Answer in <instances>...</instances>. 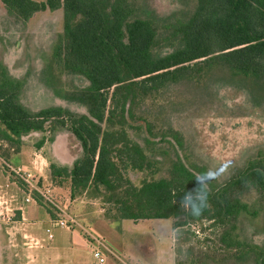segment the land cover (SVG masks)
<instances>
[{
    "label": "rangeland",
    "instance_id": "rangeland-1",
    "mask_svg": "<svg viewBox=\"0 0 264 264\" xmlns=\"http://www.w3.org/2000/svg\"><path fill=\"white\" fill-rule=\"evenodd\" d=\"M126 1L134 9L133 18L153 24L157 35L154 53L161 56L180 46V35L174 27L184 24L198 8V0ZM63 35V8H48L24 20L0 0V84L9 80L18 89L21 105L32 113L56 107L91 118L96 102L90 82L55 58ZM126 85L107 93L105 119L99 123L106 132L125 131L143 150L147 162L141 169L125 166L122 161L126 154L118 155L116 161L124 188L130 184L141 188L145 183L172 179L181 166L206 187L224 185L253 161L264 166L263 81L213 65L174 75L149 90ZM116 92L120 108L110 116ZM0 127L5 129L1 123ZM43 140L45 143L39 148ZM20 151L0 141V169L9 178L6 182H16L18 188L27 191L28 184L13 171L17 165L23 166L32 172V183L44 191L51 190L53 203L32 186V195L39 199L33 210L46 209L41 212L37 230L46 248L62 251L68 241L62 228H54V239H49L48 208L53 220H67L72 228L85 233L94 225L125 230L133 263L145 258L151 260L150 264H264V199L253 186H241L236 196L240 211L228 221L204 218L178 228L172 218L122 220L117 218L120 215L116 199L106 188L90 186L73 197L70 179L50 176L51 163L72 168L83 155L80 142L68 128L48 123L43 132L25 134ZM17 187L13 185V193L4 196L11 197L12 193L16 203L23 202L25 194ZM4 209L0 218V264H62L71 260L75 264L97 263L84 246L79 247L75 256L65 252L57 259L55 255L43 254L41 262L27 257L26 250H14L13 242L21 246L30 242L31 237L24 236L26 226L19 223V212ZM227 231L232 243L222 241Z\"/></svg>",
    "mask_w": 264,
    "mask_h": 264
},
{
    "label": "trees",
    "instance_id": "trees-1",
    "mask_svg": "<svg viewBox=\"0 0 264 264\" xmlns=\"http://www.w3.org/2000/svg\"><path fill=\"white\" fill-rule=\"evenodd\" d=\"M1 1L24 20L48 8H63L64 35L55 58L91 84L96 102L91 118L56 107L32 113L21 105L18 89L9 80L0 84V123L5 127H0V141L20 152L25 134L43 132L51 123L68 128L80 142L83 155L72 168L50 164L53 179H70L73 197L90 186L104 187L116 199L118 219L172 218L178 228L204 218L224 222L236 217L241 186H253L264 199V166L255 161L224 185L206 187L181 166L172 179L124 188L118 155L126 154L125 166L141 169L147 162L143 150L125 131L106 132L99 125L105 119L107 93L125 84L149 90L174 75L213 65L264 82V0H198L194 15L174 27L180 46L165 56L154 53L157 35L151 21L133 18L134 9L126 0ZM117 96H112L110 116L120 108ZM180 218L185 221L180 223ZM227 232L222 241L232 243Z\"/></svg>",
    "mask_w": 264,
    "mask_h": 264
},
{
    "label": "crops",
    "instance_id": "crops-1",
    "mask_svg": "<svg viewBox=\"0 0 264 264\" xmlns=\"http://www.w3.org/2000/svg\"><path fill=\"white\" fill-rule=\"evenodd\" d=\"M17 167H23V166L17 165L16 168ZM6 179L7 177H5L3 170L0 169V205H1L0 208L1 209L5 208L7 210H10L11 212L17 210V212H19L21 216V221L19 223L23 226H26L24 229L25 230L24 236L26 238L31 237L30 242H24L21 244V246L19 243L13 242L14 250H17L18 248L21 250V252L26 250L28 252V255L25 254L27 257H32L33 260H38L41 262L42 260L41 255L43 254L55 255L57 259H59V257H62L64 255L63 253L65 252H67L68 254H72V256L74 254L75 256L78 253V249L80 246H84L85 248H88L91 251V253L94 255V251L99 248L98 244L100 241L102 243V246H100V248L103 254L107 258L106 264H150L151 263V260H147L145 258L136 259L139 260V262L133 263V259L130 256L132 255L133 251L132 248L129 246L130 244L128 237L124 235V232L126 233L125 230L120 231V229L113 226H108L106 227V229H100L94 225L93 227L90 226L88 229H86L85 230L86 233H85L84 231L77 228H72L71 226L62 227L56 225L55 224L56 221L52 219L51 214L48 211H47L48 217L46 221L48 223L47 224L48 227H50L48 228L49 239L51 240L54 239V235L52 233V230L54 228H62L67 233L68 241H66L67 243L66 247L62 251L60 250V248H56V247L46 248V246L43 244V240L37 234V230L41 222V218H40L41 212L46 209L39 206L41 207L39 211L33 210V208L36 207L38 202L37 201L27 202L26 199L28 197V193L20 189V187L18 188L16 182H12V181L6 182ZM7 183H8V187L6 185ZM13 185H15L21 191H23V193L25 194V201L19 203L15 202L14 199L17 198L14 194H12L14 191ZM32 186L41 193H45L46 191H49L50 193L51 191L50 189L44 191L42 187L40 186L38 187V185L34 183H32ZM10 187L12 189H10ZM7 192L9 193L12 192L10 195H12L11 197H13V199H11L10 196L8 197H6V195L4 196V193ZM1 209H0V218H1V214L3 213L1 212ZM3 219H5V217ZM106 241L109 243L108 245H106ZM113 241H115V243ZM75 262H76L75 260H71L69 262L65 261L62 264H75ZM153 264H158V263L153 262Z\"/></svg>",
    "mask_w": 264,
    "mask_h": 264
},
{
    "label": "built area",
    "instance_id": "built-area-1",
    "mask_svg": "<svg viewBox=\"0 0 264 264\" xmlns=\"http://www.w3.org/2000/svg\"><path fill=\"white\" fill-rule=\"evenodd\" d=\"M13 171L17 174V176L20 179L24 180L28 184L29 189L27 188V191H26L28 193V197H27L26 201L27 202L37 201L35 199V197L32 195V192H33L32 188L33 187H32V182L29 179V178H31L32 173L29 170H26L23 167L13 168ZM39 193L43 196V198L47 202L53 203L49 191H46L45 193H41V192H39ZM55 221H56L55 224L58 225V226H62V227H69L70 226L69 225L70 223L67 220L59 219V220H55ZM98 246H99V248L94 251V257L97 260V264H106L107 258L103 254V252H102V250L100 248V246H102V243L100 241H99Z\"/></svg>",
    "mask_w": 264,
    "mask_h": 264
}]
</instances>
